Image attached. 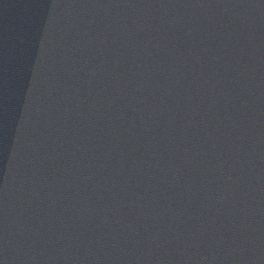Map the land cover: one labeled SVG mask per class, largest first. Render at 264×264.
<instances>
[{"label": "water", "instance_id": "obj_1", "mask_svg": "<svg viewBox=\"0 0 264 264\" xmlns=\"http://www.w3.org/2000/svg\"><path fill=\"white\" fill-rule=\"evenodd\" d=\"M0 264H264V0H0Z\"/></svg>", "mask_w": 264, "mask_h": 264}]
</instances>
